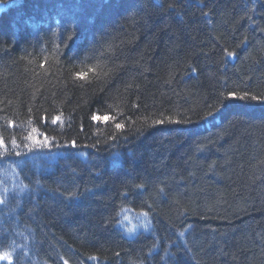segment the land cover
Instances as JSON below:
<instances>
[{"label":"trees","instance_id":"16d2710c","mask_svg":"<svg viewBox=\"0 0 264 264\" xmlns=\"http://www.w3.org/2000/svg\"><path fill=\"white\" fill-rule=\"evenodd\" d=\"M0 4V264H264V0Z\"/></svg>","mask_w":264,"mask_h":264},{"label":"snow or ice","instance_id":"6c2138e0","mask_svg":"<svg viewBox=\"0 0 264 264\" xmlns=\"http://www.w3.org/2000/svg\"><path fill=\"white\" fill-rule=\"evenodd\" d=\"M229 55H232V53H229ZM229 97L232 98V99H239V100H245V99L256 100V99H257V97H255V96L249 97L247 92H245L243 95H237L236 93H230V94H229ZM209 115H211V113H209ZM58 119H59V117L54 118V122H55L56 120H58ZM92 119H93L94 121H98V120L101 119V117H99V116L93 114ZM103 119H104L105 121H107V120L110 119V117L105 116V117H103ZM158 123H159V121H158ZM115 127H116L117 129H121V128H123V125L117 123V124L115 125ZM33 131H36V129H33ZM26 139H27V140H30V141L32 142L33 147H36V146H39V147H45V146H47V145L50 143V141H49V139H48V137H47L46 135L44 136L43 141H41V140L39 139V136H35V137H33V136H28V137H26ZM13 143L15 144V141H13ZM75 146H76V145H75V141H73L72 144H71V147L74 148ZM5 147H6V146L4 145L3 140L0 139V148H5ZM17 147H18V145H17ZM181 235H182V234H181ZM0 258H2V257H0Z\"/></svg>","mask_w":264,"mask_h":264},{"label":"bare ground","instance_id":"6f19581e","mask_svg":"<svg viewBox=\"0 0 264 264\" xmlns=\"http://www.w3.org/2000/svg\"><path fill=\"white\" fill-rule=\"evenodd\" d=\"M32 148L28 149L27 152H20L18 151V153H14L12 152V150L7 149L6 153L0 154V168L2 167V171H4L6 173L7 176L10 175L11 180L13 179L15 181L16 178H14L17 175V172L20 170V166H19V158L23 157H27L28 152H31ZM34 161V158H33Z\"/></svg>","mask_w":264,"mask_h":264},{"label":"rangeland","instance_id":"374dc122","mask_svg":"<svg viewBox=\"0 0 264 264\" xmlns=\"http://www.w3.org/2000/svg\"><path fill=\"white\" fill-rule=\"evenodd\" d=\"M3 8V4H0V10Z\"/></svg>","mask_w":264,"mask_h":264}]
</instances>
